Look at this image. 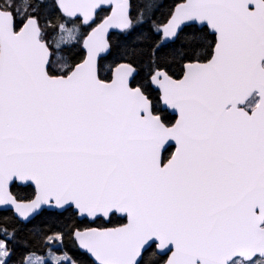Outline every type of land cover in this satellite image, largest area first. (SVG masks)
<instances>
[{"label":"snow or ice","instance_id":"obj_1","mask_svg":"<svg viewBox=\"0 0 264 264\" xmlns=\"http://www.w3.org/2000/svg\"><path fill=\"white\" fill-rule=\"evenodd\" d=\"M0 264H264V0H0Z\"/></svg>","mask_w":264,"mask_h":264}]
</instances>
